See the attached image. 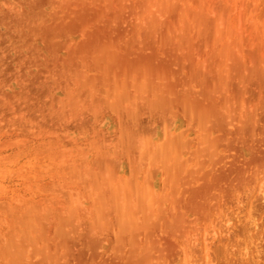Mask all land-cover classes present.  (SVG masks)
<instances>
[{
	"label": "rangeland",
	"instance_id": "rangeland-1",
	"mask_svg": "<svg viewBox=\"0 0 264 264\" xmlns=\"http://www.w3.org/2000/svg\"><path fill=\"white\" fill-rule=\"evenodd\" d=\"M186 263L264 264V0H0V264Z\"/></svg>",
	"mask_w": 264,
	"mask_h": 264
},
{
	"label": "bare ground",
	"instance_id": "bare-ground-1",
	"mask_svg": "<svg viewBox=\"0 0 264 264\" xmlns=\"http://www.w3.org/2000/svg\"><path fill=\"white\" fill-rule=\"evenodd\" d=\"M180 237H181V236H180ZM146 246H147V245H146ZM172 246H173V245H172ZM149 247H150V246H149ZM183 247H184V246H183ZM181 249H182V248H181ZM184 249H187V248L184 247ZM169 251H170V250H169ZM171 251H172V250H171ZM167 252H168V251H167ZM167 252H166V253H167ZM172 252H173V251H172ZM169 254H171V253H169ZM191 254H192V253H191ZM186 257H187V256H186ZM145 260H146V259H145ZM184 260H185V259H184ZM188 260H190V259H188ZM143 261H144V260H143ZM186 264H187V263H186Z\"/></svg>",
	"mask_w": 264,
	"mask_h": 264
}]
</instances>
